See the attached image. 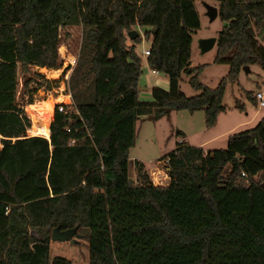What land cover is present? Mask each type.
<instances>
[{
	"label": "trees",
	"instance_id": "obj_1",
	"mask_svg": "<svg viewBox=\"0 0 264 264\" xmlns=\"http://www.w3.org/2000/svg\"><path fill=\"white\" fill-rule=\"evenodd\" d=\"M217 2L225 25L213 62L229 69L210 88L198 81L207 64L190 61L195 0H0V264H73L50 256L53 228L80 233L89 264H264V113L229 134L226 149L177 143L164 157L168 185L152 184L140 160L134 180L127 171L141 116L202 110L210 128L227 110V81L245 65L264 71V45L250 32L263 27L264 0ZM75 25L82 35L65 105L73 109L54 112L48 139L17 100L18 73L29 76L25 86L50 89L58 80L31 67L55 69L60 31ZM142 40L148 66L169 81L150 89L152 102L138 98ZM183 72L198 94L180 90ZM246 95L257 104L255 92Z\"/></svg>",
	"mask_w": 264,
	"mask_h": 264
},
{
	"label": "rangeland",
	"instance_id": "obj_2",
	"mask_svg": "<svg viewBox=\"0 0 264 264\" xmlns=\"http://www.w3.org/2000/svg\"><path fill=\"white\" fill-rule=\"evenodd\" d=\"M204 1L217 7V0ZM195 7L200 15V27L192 34L193 42L191 43L190 55L191 66L207 64V66L198 74V81L210 88H214L219 80L226 76L229 66L227 64H218L213 62L215 56V46L206 52H201L197 41L202 37L216 36L217 32L225 25V22L218 16L213 20H209L205 14L203 0H195ZM81 31L82 29L80 25L69 26L60 31L61 42H64L68 47V50L74 54H77L79 50L82 35ZM138 32L142 35L143 29L139 28ZM250 32L259 43L264 45V24L262 28L252 27ZM127 43L131 44V39L128 38ZM147 45H149V42L144 40L136 45V51L138 54L140 53L139 55L143 60V72L140 79L141 89L139 90L138 96L139 99H144L146 96L151 97L149 89H146L143 84L145 81V77H143V75L151 73L150 68L147 66L145 61L146 57L143 53H141ZM31 70L32 72H39L36 66H32ZM50 73L52 76L51 80H54V78L56 80L57 78L59 79L57 83H53L50 89L45 84L41 86L36 85L37 81L35 80L30 81L28 86H25V80H27L29 76L24 75L21 72L18 73L16 88L17 100L20 104H23L24 110L30 118L32 128L34 127V130L39 128L43 129L44 127L47 129V125L50 124L49 122L53 119L55 110L53 107L52 118H50L49 115H45L41 118L33 114L31 109L32 107L44 105L47 101H57L54 105L64 103L68 104L70 102L69 98L65 96V94L63 96V92H60L58 89V86L60 85V77L57 74V71L53 70ZM159 77L166 78V87L168 89V78L161 72L156 75L151 74L152 85L163 89L162 86L164 84L159 81ZM263 84L264 71L258 64L250 65L248 71L242 67L238 73L237 80L233 82L227 81L222 98V103L227 106V110L219 114L217 123L210 128L205 127V114L202 110L195 111L193 113L186 110H171L169 114L158 119H152L150 115L141 116V118L135 123L134 144L129 149L130 157L127 167L129 178L132 180L135 179L134 159L137 158L146 164L147 167L145 168L148 172L149 178L155 183L154 185H168L169 177L165 168L164 160H166V158L164 157L175 149L176 144L179 143L180 138L183 137L182 134L178 133V130L185 132L189 138L188 141L191 146L199 147V143L203 142L206 137L225 133V131L231 129L226 134L217 136L212 143H209L204 147V149L208 151H210L209 148L216 150L226 149L227 137L229 134L254 127L262 117L264 107L251 103L246 95V92L251 91L254 93L258 88H261ZM179 88L187 97H191L199 93V91H195L191 87L190 76L188 73H181ZM64 93L69 94L68 89L64 91ZM29 98L32 99L31 105L27 104ZM48 98L57 99L49 100ZM237 103H243L245 106L244 110L236 108L235 105ZM34 130L32 131L31 129V132L28 130L27 135H34ZM35 135L44 136L42 133L37 131L35 132ZM46 138H48V136ZM182 142L185 143V141ZM228 170L229 165L223 169L222 174L226 175ZM70 239L73 241H51V244L49 245L50 256H61L67 258L71 260L73 264H89L88 241L84 239L80 233H73Z\"/></svg>",
	"mask_w": 264,
	"mask_h": 264
},
{
	"label": "built area",
	"instance_id": "obj_3",
	"mask_svg": "<svg viewBox=\"0 0 264 264\" xmlns=\"http://www.w3.org/2000/svg\"><path fill=\"white\" fill-rule=\"evenodd\" d=\"M142 53L144 55H146L149 53V51L147 49L146 50L144 49L142 51ZM76 63H77V54H74L70 50H68V47L65 45L64 42H60V44L57 48V67L55 69H50V68H46V67H37V68H38L39 73L41 75H43L44 78H46L48 80H51V78H52L50 72L53 70L57 71V74L60 77V85L58 86V89L60 92H63V96L65 94V96L70 98V94H66V93H64V91H66L68 89L67 81H68L70 72L75 67ZM54 80H56V79L54 78ZM57 80H59V79L57 78ZM255 98L257 101V105L264 107V84L262 85L261 88H258L255 91ZM71 103L72 102L70 99V102L68 104L70 105ZM65 105H67V104H65V103L64 104H56V105H54V110L55 111L57 110L58 112L67 113L73 109V108L67 109V108H65ZM180 142H182V140H180ZM71 143H73V141H71ZM164 161L166 163L167 159ZM150 180H151L152 184H155L152 179H150ZM7 211H8V207H6L5 212L7 213Z\"/></svg>",
	"mask_w": 264,
	"mask_h": 264
},
{
	"label": "water",
	"instance_id": "obj_4",
	"mask_svg": "<svg viewBox=\"0 0 264 264\" xmlns=\"http://www.w3.org/2000/svg\"><path fill=\"white\" fill-rule=\"evenodd\" d=\"M203 5L205 8V14L209 18V20H213L218 16L217 7L214 5H211L205 1H203ZM138 32L135 29H132L128 32L129 38L133 39ZM216 42V36H209V37H202L199 38L197 43L198 47L200 48L201 52H206L214 47ZM245 70H249V66L245 65L243 66ZM49 139V138H48ZM50 240L51 241H57V240H69L72 242L73 240L70 239L71 235L74 233L73 230H66V231H60L57 228H53L51 230Z\"/></svg>",
	"mask_w": 264,
	"mask_h": 264
},
{
	"label": "crops",
	"instance_id": "obj_5",
	"mask_svg": "<svg viewBox=\"0 0 264 264\" xmlns=\"http://www.w3.org/2000/svg\"><path fill=\"white\" fill-rule=\"evenodd\" d=\"M193 42V41H192ZM148 46L149 45H147V47L145 48V49H147L148 48ZM142 53V52H141ZM140 54V53H139ZM145 57H146V55H145ZM143 61V60H142ZM145 61H146V59H145ZM142 64H143V62H142ZM141 64V65H142ZM146 64H147V62H146ZM147 66H148V64H147ZM149 67V66H148ZM142 68H143V65H142ZM150 68V72L151 73H149V74H145V75H143V77H145V81L143 82V84L145 85V88L146 89H149V91H150V89L154 86V85H152V80H151V74H159V72L158 71H156V70H153L151 67H149ZM142 72H143V69H142ZM141 75H142V73H141ZM141 75H140V78H139V88L141 89V84H140V79H141ZM164 77V76H163ZM155 79H158V78H155ZM154 79V80H155ZM159 81L160 82H162L164 85L162 86L163 87V89H167V87H166V78H161V77H159ZM151 94V93H150ZM69 98V97H68ZM69 100H70V98H69ZM141 101H146V102H152L153 101V99H152V96L150 97V96H146V97H144V99H140ZM141 118V117H140ZM139 118V119H140ZM138 120V119H137ZM137 120H136V122H137ZM217 120H218V118H217ZM217 123V122H216ZM215 123V124H216ZM213 127V126H212ZM29 130V128L27 129V131ZM231 130V129H230ZM229 129L227 130V131H225V133H221V134H226L227 132H229L230 131ZM178 133L179 134H182V138H180V140H182V141H185V143L186 144H189V138L187 137V135L185 134V132H183V131H180V130H178ZM221 134H217V135H212V136H208V137H206V139L203 141V142H201V143H199V147H202V149L206 152V151H208V150H205L204 149V147L205 146H207V144H209V143H212V141L217 137V136H219V135H221ZM30 135V134H29ZM190 145V144H189ZM210 150H214V149H212V148H209ZM130 157V156H129ZM129 157H128V160H129ZM134 160H139V159H137V158H135ZM141 161V160H140ZM142 162V161H141ZM129 163V162H128ZM144 165H145V167H147L146 166V164L145 163H143ZM127 167H128V165H127ZM50 244H51V240H50Z\"/></svg>",
	"mask_w": 264,
	"mask_h": 264
},
{
	"label": "bare ground",
	"instance_id": "obj_6",
	"mask_svg": "<svg viewBox=\"0 0 264 264\" xmlns=\"http://www.w3.org/2000/svg\"><path fill=\"white\" fill-rule=\"evenodd\" d=\"M56 102L57 101H47L46 104L40 105L38 107H32L31 109L33 111V114L37 115L38 117L43 118L45 115H49L50 118H52L53 107ZM37 132L42 133L46 137L48 136L46 127H44L43 129H38Z\"/></svg>",
	"mask_w": 264,
	"mask_h": 264
}]
</instances>
